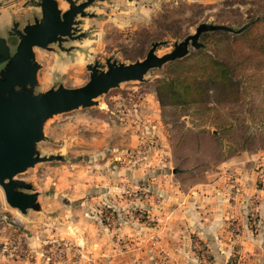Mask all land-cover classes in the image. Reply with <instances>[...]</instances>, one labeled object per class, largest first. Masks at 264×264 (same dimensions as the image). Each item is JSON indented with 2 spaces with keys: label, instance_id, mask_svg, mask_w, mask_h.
Wrapping results in <instances>:
<instances>
[{
  "label": "rangeland",
  "instance_id": "374dc122",
  "mask_svg": "<svg viewBox=\"0 0 264 264\" xmlns=\"http://www.w3.org/2000/svg\"><path fill=\"white\" fill-rule=\"evenodd\" d=\"M11 4L0 0L1 15ZM85 12L77 19L80 38L35 48L37 93L82 87L89 65L107 70L108 59L143 60L155 42L163 43L158 56L168 54L201 24L244 29L203 33V48L151 70L143 82H124L98 105L48 120L38 152L64 160L17 176L39 193V211L11 208L0 187V264H164L152 234L172 228L190 190L225 186L228 201L242 205L250 179L264 187V0H96ZM3 35L15 51L18 39ZM201 54L226 62L231 90L205 75L206 104L162 105V82L190 75L206 60ZM237 223L226 227L232 241L243 227ZM191 244L210 264V248L195 233Z\"/></svg>",
  "mask_w": 264,
  "mask_h": 264
},
{
  "label": "water",
  "instance_id": "95a60500",
  "mask_svg": "<svg viewBox=\"0 0 264 264\" xmlns=\"http://www.w3.org/2000/svg\"><path fill=\"white\" fill-rule=\"evenodd\" d=\"M69 9H60L57 0H39L41 15L23 27L14 21L7 30L9 37L17 38L15 51L8 44V38L0 31V187L8 205L22 214L29 210H40L39 193L32 184L17 179L41 162L64 160L62 156L41 157L37 146L44 140V127L53 117L70 113L80 108L98 105L99 97L119 88L124 82H143L154 69L183 59L190 48L201 49L200 37L210 31L240 33L232 28L214 24H201L193 35L175 44L172 52L157 55L162 42L152 44L143 60L131 64L107 60V70L99 64L89 65L90 80L79 88L60 85L46 92H36L38 72L35 48L50 49V45H61L64 41L80 38L79 16H86L85 10L96 0L78 4L66 0Z\"/></svg>",
  "mask_w": 264,
  "mask_h": 264
},
{
  "label": "crops",
  "instance_id": "0c3cea01",
  "mask_svg": "<svg viewBox=\"0 0 264 264\" xmlns=\"http://www.w3.org/2000/svg\"><path fill=\"white\" fill-rule=\"evenodd\" d=\"M10 1L12 4L2 11L3 15L0 12L2 33L9 30L14 21L25 25L41 15L39 0ZM261 176L264 178L263 174ZM253 181V178L250 179L244 189L246 196L242 205L228 201V187L225 186L190 190L189 195L179 200L172 228H160V231L152 234L156 238L157 247L161 249L160 254L164 253L168 257L164 264H202L203 261L195 257L191 244L192 233L210 248L213 255L210 264H229L231 257L239 258L238 264H264V187H255ZM251 196L257 199L254 203L259 213V227L255 232L246 225L248 213L252 209L249 207L253 205L248 200ZM232 219L243 225L241 232L233 238L234 241L226 231Z\"/></svg>",
  "mask_w": 264,
  "mask_h": 264
},
{
  "label": "trees",
  "instance_id": "16d2710c",
  "mask_svg": "<svg viewBox=\"0 0 264 264\" xmlns=\"http://www.w3.org/2000/svg\"><path fill=\"white\" fill-rule=\"evenodd\" d=\"M201 56H204L206 60L200 64L196 63L190 75H186L181 79L162 82V85L158 88V96L162 105L187 106L206 104L204 101L206 91L202 80L205 75L209 76V81H212L215 86L217 83L220 84V88L231 90L233 87L232 78L230 77L232 70L226 62L207 54H201ZM195 70L199 73L194 74ZM220 88L217 87V90Z\"/></svg>",
  "mask_w": 264,
  "mask_h": 264
},
{
  "label": "built area",
  "instance_id": "2783aa9c",
  "mask_svg": "<svg viewBox=\"0 0 264 264\" xmlns=\"http://www.w3.org/2000/svg\"><path fill=\"white\" fill-rule=\"evenodd\" d=\"M241 193V189H236V198L237 195ZM249 207V206H248ZM251 208V207H250ZM258 210L256 208L255 203L252 205V209H250L249 216H248V222L251 224L252 228H258L259 227V215Z\"/></svg>",
  "mask_w": 264,
  "mask_h": 264
}]
</instances>
